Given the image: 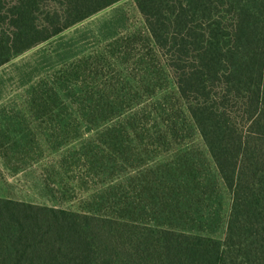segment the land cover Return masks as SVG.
Instances as JSON below:
<instances>
[{"label": "trees", "instance_id": "1", "mask_svg": "<svg viewBox=\"0 0 264 264\" xmlns=\"http://www.w3.org/2000/svg\"><path fill=\"white\" fill-rule=\"evenodd\" d=\"M122 1L0 0V67ZM132 1L4 120L55 203L0 195V264H264V0Z\"/></svg>", "mask_w": 264, "mask_h": 264}, {"label": "rangeland", "instance_id": "2", "mask_svg": "<svg viewBox=\"0 0 264 264\" xmlns=\"http://www.w3.org/2000/svg\"><path fill=\"white\" fill-rule=\"evenodd\" d=\"M124 14L123 17H127L126 26L131 32L143 28L142 19L133 1L123 0L65 30L57 37L26 50L0 67V195L37 204L53 205L55 203L53 197L48 194L50 192L43 189L41 183L43 181L39 180L42 170L44 173V167H47L46 163L50 159L48 153L40 155L36 151L26 155L22 154L20 149H18V153L12 152L7 144L4 146L5 140H3L2 134L5 133V128L15 125L5 123L4 120L22 107L27 86L35 82L39 75L45 71L41 68L47 69V66L53 63L59 64L62 56L78 52L82 45H87V48L92 49L96 46L92 39L93 31L104 27V22L114 16L120 18V15ZM133 34L129 33L130 37ZM136 38L132 45L143 49V35L141 38ZM150 56V58L146 57V61L151 60L153 63L154 60L155 63H159V56L154 54ZM49 69L51 68L48 67ZM158 80L162 83L168 82L165 81L164 74L160 75ZM28 125L35 126L33 123ZM33 132L35 133L34 130ZM43 177L46 178L44 174ZM50 187L54 188L51 185ZM55 195L58 197L60 194L56 193ZM59 198L56 200L57 204L63 207L77 205L75 200L63 202Z\"/></svg>", "mask_w": 264, "mask_h": 264}]
</instances>
